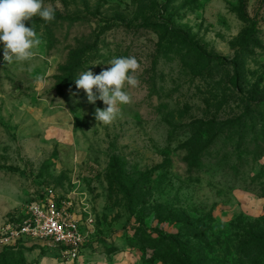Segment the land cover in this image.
<instances>
[{"label": "rangeland", "instance_id": "obj_1", "mask_svg": "<svg viewBox=\"0 0 264 264\" xmlns=\"http://www.w3.org/2000/svg\"><path fill=\"white\" fill-rule=\"evenodd\" d=\"M44 4L53 22H25L41 39L31 60L7 64L0 42V228L54 186L88 203L96 233L78 259L36 246L6 259L264 264L263 242L243 246L264 238V0H247V21L239 0ZM83 49L95 74L113 57L141 64L110 125L95 120L102 101L55 88Z\"/></svg>", "mask_w": 264, "mask_h": 264}, {"label": "clouds", "instance_id": "obj_2", "mask_svg": "<svg viewBox=\"0 0 264 264\" xmlns=\"http://www.w3.org/2000/svg\"><path fill=\"white\" fill-rule=\"evenodd\" d=\"M55 13L56 8L45 5L44 0H0V42L4 46V61L12 64L31 60L41 39L34 25L27 27L25 22L38 16L45 23H51ZM106 64L110 67L99 74L94 75L91 70L81 72L75 85L78 90H84L88 103L95 104L100 100L106 105L104 109L97 107L94 116L98 123L110 125L121 116L122 106L132 103V95L126 86H139L137 72L141 64L134 56L113 57Z\"/></svg>", "mask_w": 264, "mask_h": 264}, {"label": "built area", "instance_id": "obj_3", "mask_svg": "<svg viewBox=\"0 0 264 264\" xmlns=\"http://www.w3.org/2000/svg\"><path fill=\"white\" fill-rule=\"evenodd\" d=\"M74 198L60 194L54 186L44 187L0 228V249L34 243L78 259L96 233V218L87 202Z\"/></svg>", "mask_w": 264, "mask_h": 264}, {"label": "trees", "instance_id": "obj_4", "mask_svg": "<svg viewBox=\"0 0 264 264\" xmlns=\"http://www.w3.org/2000/svg\"><path fill=\"white\" fill-rule=\"evenodd\" d=\"M240 17L241 20L247 21L248 20V14H247V0H239V4L237 7H234L233 9ZM194 46V45H193ZM195 52L198 54V56L201 59H207V60H217L220 63L225 62L224 57H212L211 55L201 51L198 47L194 46ZM90 50L89 49H83L79 52L77 55L76 59L74 60V63H72L71 66L69 67H64L62 68V74L57 77V83L55 85V88L57 92L61 95L65 93L67 89L72 90L73 92H77V88L75 85V79L79 77L80 72L87 71L85 65L83 64L82 59L88 54ZM95 75V73H94ZM236 83V81L234 82ZM250 242L248 244H244L243 246L245 248L252 246L255 244H261L262 242L264 243V238H261L260 236L253 235L252 239L249 240ZM38 247L39 249H42L44 251H47L43 246L39 244H26V243H18L14 246L7 247L0 249V264H12L6 257L4 256V253L9 252L10 250L18 249L21 247L25 248H32V247ZM191 258V257H190ZM188 258L182 259L181 257H176L175 258V263L176 264H194L191 260L188 261ZM17 264V263H13ZM20 264V263H18Z\"/></svg>", "mask_w": 264, "mask_h": 264}]
</instances>
